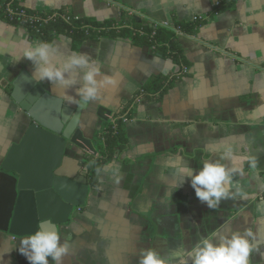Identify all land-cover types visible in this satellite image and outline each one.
I'll return each mask as SVG.
<instances>
[{
	"label": "crops",
	"instance_id": "obj_1",
	"mask_svg": "<svg viewBox=\"0 0 264 264\" xmlns=\"http://www.w3.org/2000/svg\"><path fill=\"white\" fill-rule=\"evenodd\" d=\"M221 1L22 0L35 11L65 9L101 21L117 22L127 15L174 26L199 16L207 19L194 34H179L186 67L128 38L88 39L74 47L70 37L60 35L51 42L60 50L57 63L72 53H87L103 74L117 80L82 111L80 126L92 143L127 106L134 107L125 123L127 147L105 163L99 184L90 187L83 206L74 208L70 224L59 226L62 241L71 244L64 264H138L142 249L166 255L181 246L191 249L203 237L219 239L249 229L259 245L251 264H264V0H238L214 13ZM38 42L24 26L8 23L0 14V264H30L19 250L29 236L5 231L14 182L1 164L27 126L26 115L11 97L12 81L22 70L35 73L27 58L14 60ZM158 76L174 78L173 87L161 99L141 97L145 85ZM39 83L58 97L79 98V84L64 89L47 80ZM228 147L250 153L259 164L255 169L246 164L244 175L236 178L243 197L210 209L180 168L188 165L198 174L205 160L219 159ZM88 156L92 154L79 146L69 147L65 174L84 170L80 161ZM49 264H54L51 257Z\"/></svg>",
	"mask_w": 264,
	"mask_h": 264
},
{
	"label": "clouds",
	"instance_id": "obj_2",
	"mask_svg": "<svg viewBox=\"0 0 264 264\" xmlns=\"http://www.w3.org/2000/svg\"><path fill=\"white\" fill-rule=\"evenodd\" d=\"M60 50L52 43L38 42L24 49L23 58L31 61L35 68L37 81L51 82L54 87L68 89L79 84L78 99L65 95L69 104L87 105L101 98L102 90L115 86L113 76L102 73V66L87 53H72L57 63ZM225 161H228L227 163ZM258 167V158L250 153H237L231 147L225 149L219 159L205 160L198 174L188 165L180 168L181 175L191 178V186L197 198L210 209H216L223 201L243 197V187L237 177L244 175V167ZM235 190V191H234ZM20 252L30 264H49L51 257L54 264H64V259L71 252V244L63 240L60 231L51 223L44 221L38 225V231L21 242ZM259 251L255 234L249 229L236 230L221 235L219 239L203 237L191 249L183 246L162 254L154 248L142 249L138 264H251L253 252Z\"/></svg>",
	"mask_w": 264,
	"mask_h": 264
},
{
	"label": "water",
	"instance_id": "obj_3",
	"mask_svg": "<svg viewBox=\"0 0 264 264\" xmlns=\"http://www.w3.org/2000/svg\"><path fill=\"white\" fill-rule=\"evenodd\" d=\"M12 85L11 97L26 115L27 126L22 138L10 145L1 164L2 172L14 182L11 216L5 231L24 237L38 231L44 221H51L57 229L70 224L74 208L86 203L90 185L84 174L88 168L67 175L64 159L72 145L92 155L97 150L80 126L85 105L67 104L27 70L19 72Z\"/></svg>",
	"mask_w": 264,
	"mask_h": 264
},
{
	"label": "trees",
	"instance_id": "obj_4",
	"mask_svg": "<svg viewBox=\"0 0 264 264\" xmlns=\"http://www.w3.org/2000/svg\"><path fill=\"white\" fill-rule=\"evenodd\" d=\"M237 1L222 0L214 13L233 7ZM21 2L22 0H0L1 17L13 25L24 26L34 40L51 43L58 36L67 35L72 39L73 46L78 47L88 39L128 38L138 46L152 47L158 54L172 58L183 67L188 66L189 62L185 57L179 34H194L207 20L202 17L194 19L192 22H178L174 26H163L140 22L134 16L123 15L117 22L101 21L92 17L75 16L65 9L47 12L35 11L26 8ZM174 83V78L171 77H154L145 85L139 95L147 99H161L173 87ZM131 106V104L127 106L99 134L98 141L95 143L97 154L85 157L80 161V166L88 168L87 178L90 187L99 184L100 171L106 162L115 157L117 150L127 147L128 138L123 118L132 116L134 107Z\"/></svg>",
	"mask_w": 264,
	"mask_h": 264
},
{
	"label": "built area",
	"instance_id": "obj_5",
	"mask_svg": "<svg viewBox=\"0 0 264 264\" xmlns=\"http://www.w3.org/2000/svg\"><path fill=\"white\" fill-rule=\"evenodd\" d=\"M197 18H202V16H199V17H195V19H197ZM178 32H179V30H177ZM128 121V117H124L123 118V122H127Z\"/></svg>",
	"mask_w": 264,
	"mask_h": 264
}]
</instances>
